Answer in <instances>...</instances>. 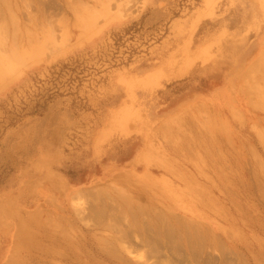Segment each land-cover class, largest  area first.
<instances>
[{
    "label": "rangeland",
    "instance_id": "374dc122",
    "mask_svg": "<svg viewBox=\"0 0 264 264\" xmlns=\"http://www.w3.org/2000/svg\"><path fill=\"white\" fill-rule=\"evenodd\" d=\"M0 264H264V0H0Z\"/></svg>",
    "mask_w": 264,
    "mask_h": 264
}]
</instances>
